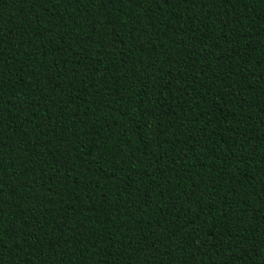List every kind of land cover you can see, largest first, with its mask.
<instances>
[{
	"label": "trees",
	"instance_id": "16d2710c",
	"mask_svg": "<svg viewBox=\"0 0 264 264\" xmlns=\"http://www.w3.org/2000/svg\"><path fill=\"white\" fill-rule=\"evenodd\" d=\"M0 264H264V0H0Z\"/></svg>",
	"mask_w": 264,
	"mask_h": 264
}]
</instances>
